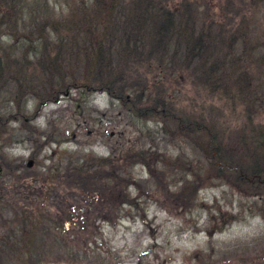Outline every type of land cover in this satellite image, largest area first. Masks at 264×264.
<instances>
[{
	"label": "rangeland",
	"instance_id": "obj_1",
	"mask_svg": "<svg viewBox=\"0 0 264 264\" xmlns=\"http://www.w3.org/2000/svg\"><path fill=\"white\" fill-rule=\"evenodd\" d=\"M207 1L221 21L229 19L237 34H245L244 39L264 37V0H231L235 5L230 7L229 0ZM242 41L238 47L246 50ZM239 56V64L229 63L223 69L226 78L216 86H206L185 72L172 76L154 70L150 93L163 100V116L156 111L139 118L130 105L106 92L82 96L72 91L43 107L36 118L32 117L36 107L30 103L26 124L13 123L16 138L0 135V186L14 195L18 186L21 207L36 209L43 201L41 212L50 219L58 212L47 207L55 201L47 190H67L62 184L76 156L112 158L125 176L152 185L131 188L137 206L122 205L120 212L109 200L86 198L78 192L80 207L71 211L64 227L66 244L82 256L89 255L78 264L100 256L110 264H264V188L255 191L223 166H233L232 161L248 163L250 154L264 142V56L248 57L247 52ZM85 100L83 106L88 107L77 109V102ZM169 107L173 114L189 115L196 123L178 128L169 118ZM210 136L228 153L218 151L217 166L206 151ZM133 151L144 153L145 165L129 164ZM164 153L168 158L160 155ZM16 161L31 163L27 183L45 182L43 200L23 193L25 186L8 182L16 175H11ZM3 162L11 169L6 170ZM184 178L198 184L199 203L206 204L205 209L185 208L163 192L168 188L177 193L183 185L174 187L170 182ZM186 188L188 193L194 189ZM13 196L6 197L9 204L0 201L1 234H9L15 225L13 207H18ZM223 213L236 219L230 224L228 218L222 219ZM6 240L9 251L13 250L14 240ZM8 264L16 262L11 259Z\"/></svg>",
	"mask_w": 264,
	"mask_h": 264
},
{
	"label": "trees",
	"instance_id": "obj_2",
	"mask_svg": "<svg viewBox=\"0 0 264 264\" xmlns=\"http://www.w3.org/2000/svg\"><path fill=\"white\" fill-rule=\"evenodd\" d=\"M229 5L235 4L229 0ZM229 21L227 18L221 21L207 0H1L0 135L15 137L13 123L26 124L24 118L30 103L36 107L32 116L36 118L43 107L57 103L59 97L72 91L83 93L82 96L106 92L130 105L129 110L142 119L156 111L163 116V100L153 98L150 93L154 78L150 75L154 70L172 76L185 72L206 86H216L226 78L223 69L229 63L239 64V53L264 56V37L244 39L245 34H237ZM240 39L246 50L238 47ZM83 104L87 100L77 102L76 108L82 109ZM172 111L169 107V118L178 128L196 123L189 115L182 117ZM211 136L206 151L213 157L211 163L217 166L218 151L223 150L224 156L228 153ZM143 154L129 153V164L145 165ZM160 155L168 158L165 153ZM239 162L223 166L232 170L230 173L241 183L261 191L264 142L250 154L248 163ZM2 164L6 170L12 167L6 162ZM13 170L11 175H16L8 182L25 186L23 193L31 192L36 200H43L45 182L37 179L27 183L26 178L32 174L29 163L16 161ZM178 180L170 182L174 187L183 185L177 193L171 194L168 188L163 192L185 208L192 205L195 209H205L206 204L199 203L198 184H191L185 178ZM149 183L125 176L112 158L78 155L62 184L67 190L52 187L47 190L55 200L47 207L58 212L50 219L41 212L45 211L41 207L43 201L36 209L21 207L16 198L18 186L14 195L1 185L0 201L14 195L18 208L13 207L15 225L9 234L0 233V264H8L11 259L16 264L84 263L89 255L83 257L65 242L66 221L80 207L76 205L78 192L86 198L109 200L120 212L122 205L137 206L131 188L149 187ZM189 185L194 188L192 193L187 192ZM86 213L92 212L84 210ZM0 218L4 220L3 216ZM226 218L230 224L236 219L223 213L222 219ZM6 238L14 240L13 250L9 251ZM88 264L110 262L100 256Z\"/></svg>",
	"mask_w": 264,
	"mask_h": 264
},
{
	"label": "water",
	"instance_id": "obj_3",
	"mask_svg": "<svg viewBox=\"0 0 264 264\" xmlns=\"http://www.w3.org/2000/svg\"><path fill=\"white\" fill-rule=\"evenodd\" d=\"M31 166V163H29V167ZM0 173H1V170H0Z\"/></svg>",
	"mask_w": 264,
	"mask_h": 264
}]
</instances>
